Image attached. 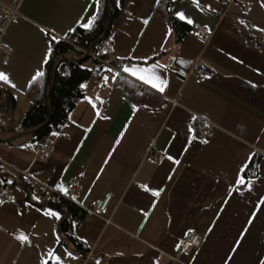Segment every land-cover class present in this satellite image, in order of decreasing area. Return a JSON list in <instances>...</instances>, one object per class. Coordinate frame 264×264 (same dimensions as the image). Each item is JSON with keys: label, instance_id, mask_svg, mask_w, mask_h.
<instances>
[{"label": "crops", "instance_id": "1", "mask_svg": "<svg viewBox=\"0 0 264 264\" xmlns=\"http://www.w3.org/2000/svg\"><path fill=\"white\" fill-rule=\"evenodd\" d=\"M158 1L119 0L107 44L122 67L166 65L157 70L165 91L137 95L135 77L95 71L93 63L82 96L49 132L52 149L42 160L33 128L21 125L31 84L41 76L32 77L45 72L52 36L89 29L83 25L97 13V0H0L20 13L1 41L9 55L0 60V73L15 86L0 81V188L10 184L16 197L0 203V264H50L49 249L63 264H259L264 258V0H167L169 18L155 12ZM177 11L193 23L179 20ZM170 17L189 26L181 41ZM194 24L207 25L206 35ZM171 56L175 69L168 67ZM196 61L212 74L197 79ZM149 152L156 161L146 160ZM237 176L246 183L236 184ZM22 180L32 183L28 192ZM42 188L65 196L74 190L66 208L70 237ZM189 229L200 245L177 248ZM21 232L25 243L17 239Z\"/></svg>", "mask_w": 264, "mask_h": 264}, {"label": "trees", "instance_id": "2", "mask_svg": "<svg viewBox=\"0 0 264 264\" xmlns=\"http://www.w3.org/2000/svg\"><path fill=\"white\" fill-rule=\"evenodd\" d=\"M101 2L103 3L102 8L93 26L86 30L76 29L78 35L73 38V41L83 49H87L93 40L101 36L106 22V6H108L110 22L102 43H107L112 21L119 10V5H117V0H101ZM167 7V0H159L155 12L169 18ZM170 20L171 28L175 31L177 40L181 41L189 30V26L174 17H170ZM51 55L52 57L48 60L43 75L31 84V86L34 85L31 89L32 103L21 120V125L25 129L35 128L42 124L47 118L45 97L50 92L48 104L51 108V118L47 125L34 133L36 139L48 135L52 130H57L65 121L69 110L76 100L82 96L81 86L90 75L91 66L94 63V60L90 57L83 61H76L75 59L81 57L83 52L61 40H52ZM120 80L121 78L118 79V81ZM20 185L27 192L32 187V183L27 180H22ZM48 204L60 210L59 229L66 231V234L70 237V233L67 232L69 229V216L66 215V208L71 206L70 200L67 196L58 194L56 200L48 202Z\"/></svg>", "mask_w": 264, "mask_h": 264}, {"label": "built area", "instance_id": "3", "mask_svg": "<svg viewBox=\"0 0 264 264\" xmlns=\"http://www.w3.org/2000/svg\"><path fill=\"white\" fill-rule=\"evenodd\" d=\"M244 9L247 8V6L243 7ZM20 18V13L15 5L11 4H5L3 2H0V60L6 59V57L9 55V50L2 47L1 41H2V36L7 28V26L16 20ZM196 32L199 34H202L203 36L206 35V30L202 26H199L198 24L193 25ZM78 35L77 30H73L71 33L59 37V40L77 48L83 54L86 52V49H83L79 46H77L73 38ZM52 57V56H51ZM88 57L92 58L94 60L95 66L94 70L99 71V70H107L111 69V72H115L118 75H126L122 71V65L120 62H116L115 60V54L114 52L109 48L107 43H99L95 45L89 52H88ZM168 67L170 69H175L174 65V57L171 56L168 62ZM194 75L197 77V79H202V78H207L212 74V71L208 69L206 66H204L203 63L196 61L194 62L192 66ZM134 79V78H133ZM136 82V87L134 89L135 94L144 96L149 93L150 90L153 91V89L144 84L143 82H140L137 79H134ZM174 102H176L174 100ZM34 149L39 156L40 159L46 160L51 152L52 149V142L51 138L49 135H44L38 139L35 140L34 143ZM146 160L148 161H156L157 158L154 156L152 152H149L146 156ZM249 175H253L254 172L252 169H249ZM42 192H48L50 193V196L48 198V202H52L56 200V197L58 195L57 192L54 190H51L49 188H42ZM74 193V190L71 191V194L67 196V198L70 200L71 195ZM16 197L14 190L10 184L5 183L1 188H0V201L4 200H14ZM109 199V196H107L104 200L99 201L95 207L94 210L96 212H102L105 209V206L107 204V201ZM201 243V239L199 236L192 232H188L187 235L184 236L180 248L182 250H191L192 248L198 247ZM184 245H187V247H184ZM50 264H56V262H51Z\"/></svg>", "mask_w": 264, "mask_h": 264}, {"label": "snow or ice", "instance_id": "4", "mask_svg": "<svg viewBox=\"0 0 264 264\" xmlns=\"http://www.w3.org/2000/svg\"><path fill=\"white\" fill-rule=\"evenodd\" d=\"M196 2V0H194V3ZM117 5H119V0H117ZM264 6V5H262ZM99 11V3L97 0V13ZM97 13H93L92 17L88 19V22L86 24L83 25L84 28H90L94 22V20L96 19V14ZM175 16L181 20V21H186L188 24H192L193 21L190 18H187L185 16V14L181 11H177L175 12ZM145 23H147V21H145ZM205 29H207V25L204 26ZM210 31V29H208ZM69 32H72L73 29H69ZM168 33H171V29H168ZM67 35V33H66ZM51 39L53 41H58L59 37L56 36H52ZM48 52H51V48L48 49ZM47 55V53H46ZM180 63H185V61H180ZM166 65H160L159 63H155V64H151L150 66H141V65H124L122 68V71L124 73H128L130 74L132 77H135L137 80L142 81L144 84L151 86V88L158 90L159 92L163 93L165 91V87L167 85V80L165 78H162V76L158 73V69L160 68H166ZM108 71L110 72L111 69H108ZM43 75L42 71H37L35 73V75L32 77L33 80H35L36 78L40 77ZM115 78V77H113ZM107 79V77L105 78ZM0 81H4L7 82L11 85V81L9 80L8 76L4 73H0ZM11 86H15V85H11ZM83 87V85L81 86ZM136 105H132L133 108V112L136 111ZM127 128V125H125V130ZM189 134H191L192 129L189 128ZM54 135H56V133H53ZM124 135V131H121L120 135L117 137V140L114 142V144L118 145L120 142V139L123 137ZM204 143H206L207 141H203ZM114 150V149H113ZM109 155H111V153H109ZM169 160H172L174 163H179L178 160H175L174 157L169 156L168 157ZM81 175H83V173H81ZM10 182V181H9ZM236 184H244L246 183L245 179L241 176H237ZM247 183H250V181H247ZM56 187L59 189L60 192L64 193L65 195H67V189L60 186V185H56ZM144 189L146 191H151L153 196L159 195V192L161 191L160 189H148V187L145 185ZM35 199V197H34ZM73 199H75V197H73ZM0 203H2V201H0ZM260 204H264V198H261ZM47 215H51L56 217L57 219L60 218V214L56 211H47L46 212ZM145 215H147V213H145ZM193 231L192 229L188 230ZM185 235H187V233H185ZM17 239L21 242V243H25L28 241V236L25 235L23 232H21L18 236ZM237 247L239 246V242L237 241ZM57 244H59V239L57 238ZM177 248L180 247V244L176 245ZM184 247H187V245H184ZM66 256L68 257H72V253L67 251V249H65V253ZM48 257L50 259L55 260L56 264H63V261L61 260V258L59 256L56 255L55 250L54 249H49L48 253H47ZM41 264H46L45 260H41ZM98 264V262H97ZM259 264H264V258H260L259 259Z\"/></svg>", "mask_w": 264, "mask_h": 264}, {"label": "water", "instance_id": "5", "mask_svg": "<svg viewBox=\"0 0 264 264\" xmlns=\"http://www.w3.org/2000/svg\"><path fill=\"white\" fill-rule=\"evenodd\" d=\"M109 22H110V18H109V12H108V6H106V22H105V26H104V30L101 34L100 37L96 38L95 40H93L90 45L87 47L86 49V52L79 58L75 59L76 61H83L85 59L88 58V52L97 44L101 43L105 37H106V34H107V30H108V27H109ZM49 93H47L46 97H45V106H46V110H47V118L46 120L40 124L39 126L33 128L30 132L31 133H35L36 131L40 130L41 128H43L45 125H47L50 121V118H51V108L49 107V104H48V98H49Z\"/></svg>", "mask_w": 264, "mask_h": 264}]
</instances>
